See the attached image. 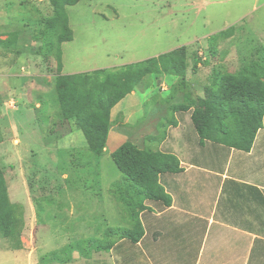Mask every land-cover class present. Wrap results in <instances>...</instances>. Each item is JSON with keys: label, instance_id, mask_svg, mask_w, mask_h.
Returning a JSON list of instances; mask_svg holds the SVG:
<instances>
[{"label": "rangeland", "instance_id": "1", "mask_svg": "<svg viewBox=\"0 0 264 264\" xmlns=\"http://www.w3.org/2000/svg\"><path fill=\"white\" fill-rule=\"evenodd\" d=\"M67 11L74 37L62 44L63 74L121 67L186 46L184 80L201 108L212 106L214 68L237 72L264 47V0H81ZM52 14L50 0H0V39L16 37L9 49L0 47V70L9 73L0 88V165L25 219L21 249L0 232V264H38L77 240L118 238L104 234L128 227L130 215L112 193L124 180L112 159L116 146L126 137L159 149L153 137H168V147L178 135L170 119L187 89L183 77L149 74L136 95L113 109L107 150L93 157L83 132L61 117L57 62L36 39ZM231 26L227 38L215 37ZM179 120L197 138L191 111L179 112ZM72 258L65 264L90 262L77 251Z\"/></svg>", "mask_w": 264, "mask_h": 264}, {"label": "trees", "instance_id": "2", "mask_svg": "<svg viewBox=\"0 0 264 264\" xmlns=\"http://www.w3.org/2000/svg\"><path fill=\"white\" fill-rule=\"evenodd\" d=\"M80 1L50 0L53 14L44 20V28L36 39L41 41L45 54L55 57L57 62L54 87L61 117L73 122L76 129L83 132L93 157L101 158L106 152L113 126V109L136 91L147 75L159 72L183 77L181 86L187 89L183 92L182 101L172 109L173 112L191 111V120L201 145L211 141L240 151L252 150L257 134L264 126V47L258 59L246 63L237 72L214 68L209 89L212 106L209 109L196 107L197 99L184 80L189 67L186 46L121 67L63 74L62 44L74 37L67 7ZM233 31L234 26H231L216 33L215 37L227 38ZM15 39V36L0 39V47L9 49ZM193 70H198V63L194 64ZM170 123L178 124L175 116ZM112 159L124 175V180L113 185L112 193L130 215L128 227H108L104 234L138 242L144 234L140 213L149 209L146 202L153 200L166 206L172 204V197L161 184L160 176L181 172L183 167L175 154L146 146L141 148L130 140L112 153ZM24 225L22 210L10 198L7 179L0 165V232L11 241L13 249L22 248ZM111 241L100 238L77 240L59 251L45 254L38 264L71 262L75 251L88 258L93 252L108 251Z\"/></svg>", "mask_w": 264, "mask_h": 264}, {"label": "crops", "instance_id": "3", "mask_svg": "<svg viewBox=\"0 0 264 264\" xmlns=\"http://www.w3.org/2000/svg\"><path fill=\"white\" fill-rule=\"evenodd\" d=\"M8 78L1 69L0 88ZM176 113L175 143L152 141L160 145L152 149L175 154L183 167L160 176L171 206L148 200L138 242L114 238L108 251L80 264H264V126L245 152L211 141L201 145Z\"/></svg>", "mask_w": 264, "mask_h": 264}]
</instances>
